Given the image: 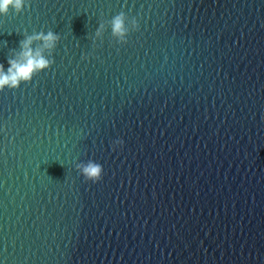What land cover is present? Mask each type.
Returning <instances> with one entry per match:
<instances>
[{
  "label": "water",
  "instance_id": "water-1",
  "mask_svg": "<svg viewBox=\"0 0 264 264\" xmlns=\"http://www.w3.org/2000/svg\"><path fill=\"white\" fill-rule=\"evenodd\" d=\"M49 31L0 90V264H264V0H27L0 64Z\"/></svg>",
  "mask_w": 264,
  "mask_h": 264
},
{
  "label": "clouds",
  "instance_id": "clouds-1",
  "mask_svg": "<svg viewBox=\"0 0 264 264\" xmlns=\"http://www.w3.org/2000/svg\"><path fill=\"white\" fill-rule=\"evenodd\" d=\"M26 3L27 0H0V16L7 15L10 8L19 13L26 6ZM123 21L122 13L115 16L111 21L113 34L121 38L126 31ZM133 25H135V21H133ZM97 34H99V30ZM57 39L58 36L51 31L46 34L26 35L20 41V52L17 57L7 60V69L0 64V90L5 87H18L22 81H29L35 72L48 67L52 61L43 55V51L53 48ZM35 40L41 41V45L33 49L31 45ZM123 143L122 139L114 141V145H123ZM77 167L85 180L95 183L102 178L103 167L99 163L89 160L86 164L77 165Z\"/></svg>",
  "mask_w": 264,
  "mask_h": 264
}]
</instances>
